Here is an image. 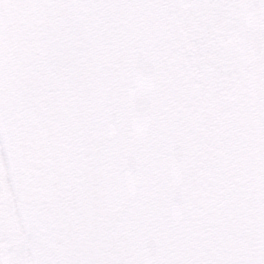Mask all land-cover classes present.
Instances as JSON below:
<instances>
[{
  "label": "snow or ice",
  "instance_id": "obj_1",
  "mask_svg": "<svg viewBox=\"0 0 264 264\" xmlns=\"http://www.w3.org/2000/svg\"><path fill=\"white\" fill-rule=\"evenodd\" d=\"M0 264H264V0H0Z\"/></svg>",
  "mask_w": 264,
  "mask_h": 264
}]
</instances>
